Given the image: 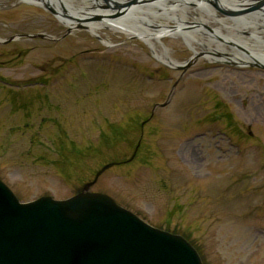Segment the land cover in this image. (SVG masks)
Instances as JSON below:
<instances>
[{"label":"rangeland","instance_id":"rangeland-1","mask_svg":"<svg viewBox=\"0 0 264 264\" xmlns=\"http://www.w3.org/2000/svg\"><path fill=\"white\" fill-rule=\"evenodd\" d=\"M98 34L0 0V181L24 203L65 200L112 164L86 192L184 237L203 264H264V69L207 60L180 34L157 46L174 66L137 38Z\"/></svg>","mask_w":264,"mask_h":264},{"label":"water","instance_id":"water-1","mask_svg":"<svg viewBox=\"0 0 264 264\" xmlns=\"http://www.w3.org/2000/svg\"><path fill=\"white\" fill-rule=\"evenodd\" d=\"M23 2L55 14L46 0ZM93 182L66 200L22 203L0 181V264H202L184 238L148 225L106 195L86 192Z\"/></svg>","mask_w":264,"mask_h":264},{"label":"bare ground","instance_id":"bare-ground-1","mask_svg":"<svg viewBox=\"0 0 264 264\" xmlns=\"http://www.w3.org/2000/svg\"><path fill=\"white\" fill-rule=\"evenodd\" d=\"M46 1L69 29L83 28L97 36L101 28L119 31L141 40L151 48L156 58L167 65L174 66L177 62L170 58L164 47L159 50L157 46H161L165 36L176 34L182 35L190 47L192 43L198 44L201 52L197 53L192 48L195 55L207 60L218 58L238 65L250 61L264 65V31L260 30L264 26V0H215L218 8L231 10L234 16L230 18L217 15L206 0H104L105 3L88 0L91 1L90 6L76 0ZM245 9H248L246 14L240 13ZM188 17L195 22L187 23ZM159 19L172 21L174 25L163 24ZM210 24L215 25L212 30L206 26ZM244 31L248 33L247 39L236 36ZM228 41L241 44L247 51H236L235 46L227 49L222 42Z\"/></svg>","mask_w":264,"mask_h":264},{"label":"flooded vegetation","instance_id":"flooded-vegetation-1","mask_svg":"<svg viewBox=\"0 0 264 264\" xmlns=\"http://www.w3.org/2000/svg\"><path fill=\"white\" fill-rule=\"evenodd\" d=\"M9 41H10V40H8V42H9ZM37 82H38V81H37ZM209 131H210V130H208V132H209ZM208 132H207V133H208ZM207 133L202 134V135L205 136ZM216 135H218V134H216ZM203 136H202V137H203Z\"/></svg>","mask_w":264,"mask_h":264}]
</instances>
